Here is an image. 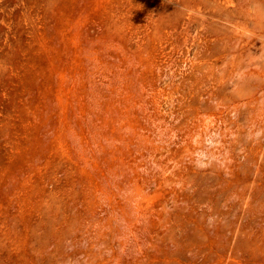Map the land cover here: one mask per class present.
I'll return each mask as SVG.
<instances>
[{
  "label": "rangeland",
  "instance_id": "1",
  "mask_svg": "<svg viewBox=\"0 0 264 264\" xmlns=\"http://www.w3.org/2000/svg\"><path fill=\"white\" fill-rule=\"evenodd\" d=\"M0 264H264V0H0Z\"/></svg>",
  "mask_w": 264,
  "mask_h": 264
}]
</instances>
